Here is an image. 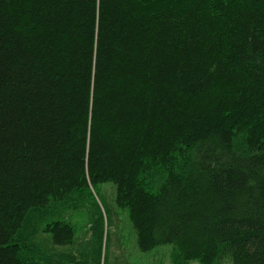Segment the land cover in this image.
<instances>
[{"label": "trees", "instance_id": "16d2710c", "mask_svg": "<svg viewBox=\"0 0 264 264\" xmlns=\"http://www.w3.org/2000/svg\"><path fill=\"white\" fill-rule=\"evenodd\" d=\"M101 184L142 252L264 264V0H0V264Z\"/></svg>", "mask_w": 264, "mask_h": 264}, {"label": "rangeland", "instance_id": "374dc122", "mask_svg": "<svg viewBox=\"0 0 264 264\" xmlns=\"http://www.w3.org/2000/svg\"><path fill=\"white\" fill-rule=\"evenodd\" d=\"M88 194L71 197L67 203L35 211L25 233L32 241L30 252H35L41 264H199L187 261L170 245L138 249L136 233L127 211L116 208L115 189L101 184ZM61 221L73 231L69 245L56 246L46 225ZM220 264H230L229 260Z\"/></svg>", "mask_w": 264, "mask_h": 264}]
</instances>
